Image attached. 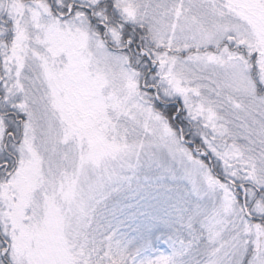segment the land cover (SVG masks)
<instances>
[{
	"label": "snow or ice",
	"instance_id": "snow-or-ice-1",
	"mask_svg": "<svg viewBox=\"0 0 264 264\" xmlns=\"http://www.w3.org/2000/svg\"><path fill=\"white\" fill-rule=\"evenodd\" d=\"M0 264H264V0H0Z\"/></svg>",
	"mask_w": 264,
	"mask_h": 264
}]
</instances>
